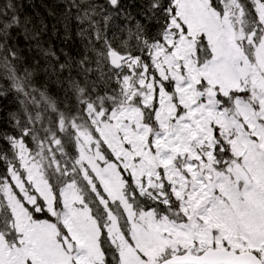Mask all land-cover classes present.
<instances>
[{"label":"snow or ice","instance_id":"1","mask_svg":"<svg viewBox=\"0 0 264 264\" xmlns=\"http://www.w3.org/2000/svg\"><path fill=\"white\" fill-rule=\"evenodd\" d=\"M44 9L0 0V264H264V0Z\"/></svg>","mask_w":264,"mask_h":264},{"label":"trees","instance_id":"2","mask_svg":"<svg viewBox=\"0 0 264 264\" xmlns=\"http://www.w3.org/2000/svg\"><path fill=\"white\" fill-rule=\"evenodd\" d=\"M55 0H31V3L34 5V10L43 13L45 11L44 5H52ZM29 11H33L32 8ZM0 103L11 107L13 105V101L10 98L0 99Z\"/></svg>","mask_w":264,"mask_h":264}]
</instances>
